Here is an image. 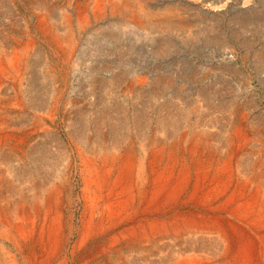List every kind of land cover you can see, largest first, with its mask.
Wrapping results in <instances>:
<instances>
[{"label": "bare ground", "instance_id": "1", "mask_svg": "<svg viewBox=\"0 0 264 264\" xmlns=\"http://www.w3.org/2000/svg\"><path fill=\"white\" fill-rule=\"evenodd\" d=\"M69 3L71 8H63L58 17L64 29L52 22L55 9L39 10L34 25L27 23L0 45V160H24L30 142L52 129L59 110L56 96L46 114L32 123L12 117L27 104L31 68L46 62V78L57 90L64 89L80 69L77 59L73 62L78 36L98 28L107 11L126 28L150 37L191 32L182 23L187 10H152L148 0ZM104 33L98 28L94 35ZM148 79L145 72H133L121 92L131 97L148 87ZM246 120L227 134L222 147L204 132L185 129L153 136L140 146L135 139L114 148L85 149L72 143L71 160L48 180L16 182L11 169L0 168V264H115L134 251L159 254L164 244L175 248L159 264H264V188L259 176L244 175L240 166L253 141Z\"/></svg>", "mask_w": 264, "mask_h": 264}, {"label": "rangeland", "instance_id": "2", "mask_svg": "<svg viewBox=\"0 0 264 264\" xmlns=\"http://www.w3.org/2000/svg\"><path fill=\"white\" fill-rule=\"evenodd\" d=\"M148 1H151L152 10L177 12L181 9V13L187 10L185 16L189 23H182L188 24L191 32L182 37L179 33L167 32L150 37L126 28L122 25L123 20L109 17L107 11V19L98 25L105 32L103 35L95 36L98 28L93 27L89 33L78 36V54L73 62L75 64L77 59L79 73L64 85V89L57 90V85L48 81L44 73L46 62L31 68L25 84L27 104L21 113L12 112V117L32 123L37 116L46 114L56 96L59 110L52 129L35 136L30 142L24 160L17 162L12 156L0 160V168L11 169L13 172L10 171L9 175L16 182L54 178L58 170L71 160L72 143L85 149L114 148L118 143L122 146L125 140L135 139L140 146L153 136L162 137L186 129L188 132H204L222 147L227 134L247 119L253 141L240 166L246 173L244 175L259 176L264 188V0ZM63 8H71L69 0H0V45L7 44L9 37L19 34L27 23L34 25L35 14L41 10L55 9L52 22L64 29L65 23L58 20ZM40 48L48 55L47 47ZM143 71L149 78L147 90L144 87L133 96L125 97L121 92L123 85L130 81L133 72ZM161 247L159 254L147 256L134 251L125 254L123 262L116 263L159 264L161 257L172 253L175 248L171 244Z\"/></svg>", "mask_w": 264, "mask_h": 264}]
</instances>
